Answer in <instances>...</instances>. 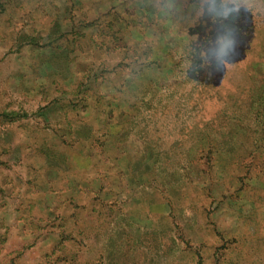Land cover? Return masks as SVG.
Segmentation results:
<instances>
[{
  "label": "rangeland",
  "instance_id": "374dc122",
  "mask_svg": "<svg viewBox=\"0 0 264 264\" xmlns=\"http://www.w3.org/2000/svg\"><path fill=\"white\" fill-rule=\"evenodd\" d=\"M0 264H264V0H0Z\"/></svg>",
  "mask_w": 264,
  "mask_h": 264
}]
</instances>
